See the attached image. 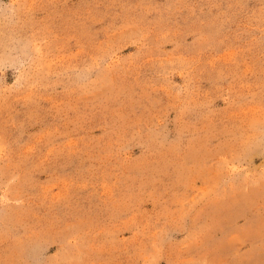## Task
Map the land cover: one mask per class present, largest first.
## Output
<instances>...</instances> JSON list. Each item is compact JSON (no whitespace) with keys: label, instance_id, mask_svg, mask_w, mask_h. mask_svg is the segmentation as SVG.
<instances>
[{"label":"rangeland","instance_id":"obj_1","mask_svg":"<svg viewBox=\"0 0 264 264\" xmlns=\"http://www.w3.org/2000/svg\"><path fill=\"white\" fill-rule=\"evenodd\" d=\"M0 264H264V0H0Z\"/></svg>","mask_w":264,"mask_h":264}]
</instances>
